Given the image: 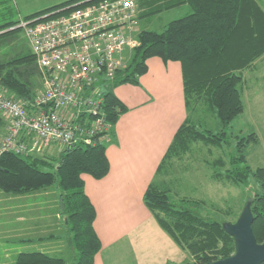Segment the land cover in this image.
Segmentation results:
<instances>
[{
	"label": "trees",
	"instance_id": "1",
	"mask_svg": "<svg viewBox=\"0 0 264 264\" xmlns=\"http://www.w3.org/2000/svg\"><path fill=\"white\" fill-rule=\"evenodd\" d=\"M80 1L67 0L26 17L51 13ZM183 4L188 5L189 11L170 21L162 31L140 29V44L132 50L128 65L106 80L103 108L106 120L114 126L128 110L115 95L116 86L139 84L140 76L148 70L146 61L152 56L181 62L187 117L158 166L144 201L160 225L189 251L194 261L187 264H203L230 256L236 250L234 237L225 231L224 221L201 215L196 209L199 202L193 201V206L187 207L173 203L168 195V183L159 182L158 177L169 174L175 160H183L196 143L220 146L227 142L224 130L214 133L200 127L196 114L212 112L225 126L245 110L243 70L264 55V9L257 0H139L143 9L140 18ZM0 16L4 13L0 12ZM18 21L0 22V36L21 29L16 27ZM35 60L30 50H22L14 58L0 62V80L25 100L33 99L36 91L22 66ZM108 133L111 129L96 135L93 144L66 146L57 163L13 152L0 156V190L4 193L26 195L57 187L60 210L72 232L70 244L77 253L76 260L68 263L61 255L41 250L20 251L15 255L14 264H94L102 242L94 228L96 210L85 192L82 173L96 179L109 173ZM255 140V134L240 138L230 156V166L225 172H215L214 176L234 184H248L252 176L261 181L263 190L248 201L252 202L257 240L264 242V168L254 172L245 153L247 145ZM215 164L226 166L223 159Z\"/></svg>",
	"mask_w": 264,
	"mask_h": 264
},
{
	"label": "rangeland",
	"instance_id": "2",
	"mask_svg": "<svg viewBox=\"0 0 264 264\" xmlns=\"http://www.w3.org/2000/svg\"><path fill=\"white\" fill-rule=\"evenodd\" d=\"M65 1L67 0H4L0 3V12L4 13V16H0L2 18L0 22L9 19L20 20ZM138 7L137 27L139 31L142 28L162 31L170 21L182 17L189 11L188 5H179L140 18L143 9L139 5V0ZM29 44L22 29L1 35L0 62L14 58L22 50H30ZM22 69L26 70L28 80L33 82L36 93L41 91V71L37 61L22 66ZM243 76L245 110L231 123L223 126L212 112L196 114L200 127L214 133L224 130L228 135L227 142L220 146L196 143L192 152L183 160H175L169 174L164 173L158 177L159 182L168 183L170 189L168 195L177 206L187 207L191 206L193 201H197L199 203L196 209L201 215L222 222H235L247 201L263 190L261 181L255 176L251 177L248 184H234L216 179L214 176L217 171H226L230 166V156L238 140L250 134H255L256 140L249 143L245 149L248 163L254 172L259 167L264 168V55L258 58L252 67L244 69ZM0 82L4 90L8 89L10 95L18 97L1 80ZM0 118L2 122L0 133H2L7 119L3 114H0ZM112 127L110 126L108 130ZM54 147L61 148L60 154L65 149V146L61 147L53 143L43 144L40 153L24 156L42 157L57 163L58 159L54 158L56 157ZM218 159H223L226 166L216 165ZM26 195L6 194L0 190V253H5L2 257L0 256V263L12 264V257L16 253L38 249H47L53 255L65 257L68 263L74 262L77 253L70 244L72 232L61 213L57 187L53 186L30 193L28 197ZM21 217L28 218L29 221H21ZM182 249L184 254L177 264L193 262L194 259L189 251ZM132 255L125 254L118 264H134Z\"/></svg>",
	"mask_w": 264,
	"mask_h": 264
},
{
	"label": "built area",
	"instance_id": "3",
	"mask_svg": "<svg viewBox=\"0 0 264 264\" xmlns=\"http://www.w3.org/2000/svg\"><path fill=\"white\" fill-rule=\"evenodd\" d=\"M138 0H82L40 16L21 28L40 68L42 90L33 99L10 95L0 82V156L36 155L43 144H93L111 126L104 91L125 68L140 42Z\"/></svg>",
	"mask_w": 264,
	"mask_h": 264
},
{
	"label": "crops",
	"instance_id": "4",
	"mask_svg": "<svg viewBox=\"0 0 264 264\" xmlns=\"http://www.w3.org/2000/svg\"><path fill=\"white\" fill-rule=\"evenodd\" d=\"M257 1L264 9V0ZM146 63L148 70L140 76L139 84L124 83L113 90L128 110L108 133L109 173L101 179L82 173L85 192L96 210L94 228L102 242L94 264H118L127 253L133 254L134 264H177L184 254L144 201L158 166L187 117L182 64L159 56ZM60 150L54 147V158L60 156ZM20 220L29 221L25 217ZM46 250L41 251L51 254ZM12 259L14 264L15 256Z\"/></svg>",
	"mask_w": 264,
	"mask_h": 264
},
{
	"label": "water",
	"instance_id": "5",
	"mask_svg": "<svg viewBox=\"0 0 264 264\" xmlns=\"http://www.w3.org/2000/svg\"><path fill=\"white\" fill-rule=\"evenodd\" d=\"M251 206L252 202L248 201L235 222L223 223L225 231L235 239V252L228 257L203 264H262L264 262V242H259L254 232V214Z\"/></svg>",
	"mask_w": 264,
	"mask_h": 264
}]
</instances>
